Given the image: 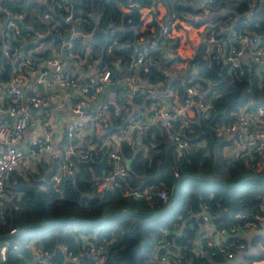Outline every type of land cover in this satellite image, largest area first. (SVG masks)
<instances>
[{"label": "trees", "instance_id": "1", "mask_svg": "<svg viewBox=\"0 0 264 264\" xmlns=\"http://www.w3.org/2000/svg\"><path fill=\"white\" fill-rule=\"evenodd\" d=\"M157 1L165 6L169 15L207 29L203 35L205 40L213 37L219 42L202 41L186 60L168 45L170 39H164V47L169 49L171 57L154 49L145 66L129 69L130 56L135 54L131 45L140 36V10L155 6ZM132 2L138 3L140 8L123 11ZM200 4L201 0H0V83L8 82L18 68L20 60L16 53H29L30 58L38 61L48 60L59 52L62 38L78 26L83 32L70 40L66 53L71 52L79 59L88 51L90 62L98 66L96 73L109 71L112 82L134 74L139 86L134 92L127 86L120 87L114 100L102 99L104 112L117 111L118 115L110 114L105 124L99 121L102 132L91 138L96 148L88 152L86 160L79 155L73 157L75 173L64 178L57 191L52 188L51 176L60 166V158L48 162L37 160L35 171L24 168V176L17 173L18 170L11 175L4 198L0 199V248L5 241L9 243L6 259L0 258V264H28L31 256L26 245L32 241L50 253L52 264H68L66 254L83 251V239L95 246L107 241L103 264H154L155 256L162 252L159 246L163 241H167L175 264L227 262L215 249L195 256L189 246L202 225L201 212H207L216 228H228L243 222L238 215L258 212L264 195L261 181H246L229 188L200 180L218 178L235 184L249 176L264 177V172L253 171L246 158L225 157L223 147L228 141L216 135L218 125L232 120V111L242 106L251 109L264 106V69L259 71L251 63L232 69L226 56L218 52L234 44V37L243 35L258 37L260 45L264 46V0H211L202 8ZM4 9L22 15V19L16 21L18 33L5 27ZM69 14L71 22L65 19ZM2 30L8 34L3 49ZM38 33L42 36L38 37ZM116 60L120 69L114 68ZM172 62L186 65L179 71L170 67ZM104 65L105 70L100 71ZM192 85L206 94V108L203 111L192 109L189 128L183 133L192 148L179 155L168 130L159 122L151 123L141 140L145 148L118 141L117 150L127 176L116 178L111 186L98 193L97 183L114 168L110 148L102 145L103 140L110 134L121 133L117 128L127 120L129 113L146 117L152 105L154 108L162 105L159 98L148 93L151 87L159 92L157 94L165 90L176 93L179 104L186 98V88ZM135 106L139 109L133 112ZM166 108L173 110L169 105ZM177 125L174 122L169 132L176 130ZM202 141L205 146L195 149ZM63 143H71V140L64 137ZM77 151L86 150L81 145ZM90 160L102 162V167ZM182 174L194 178L181 180L176 203L153 217V213L170 204L176 180ZM162 190L168 196L166 202L157 195ZM126 191H147V194L135 198L126 195ZM203 205L207 210H203ZM110 216L113 217L98 221ZM11 230L16 232L10 234ZM14 244L18 245L17 249L12 247ZM225 245L236 254L232 264H255L264 260V231L255 233L249 240L235 241L229 237ZM240 245L243 247L239 250ZM82 262L92 264L86 257H82Z\"/></svg>", "mask_w": 264, "mask_h": 264}, {"label": "built area", "instance_id": "2", "mask_svg": "<svg viewBox=\"0 0 264 264\" xmlns=\"http://www.w3.org/2000/svg\"><path fill=\"white\" fill-rule=\"evenodd\" d=\"M210 2L211 0H201L199 7L202 8ZM129 8L140 7L138 3L132 2L128 4L126 9ZM206 12L207 10L204 9V14ZM3 13L6 18L5 27L18 33L16 21L21 20L22 15L12 14L5 9ZM65 19L71 22L72 15L69 14ZM72 31L73 28L69 33L71 34L69 40L64 41L62 38L59 52H56L48 60L38 61L30 58L29 53L27 55L24 52L16 53V58L20 60L18 68L8 82L0 83V101L3 103H0V199L4 198L6 185L11 175L30 159L48 162L60 158L61 164L51 176L52 188L57 191L62 180L73 176L75 173L73 157L79 155L81 159L86 160L88 152L94 150L91 141L85 138L83 133L88 124H93L99 120L105 106L102 105L101 100V108L96 109L99 116L95 118L92 117L90 111H84V109L89 107L90 102L96 104L99 101L103 86L112 82L111 74L109 71H104L96 73L94 76H81L73 71L72 65L77 62V56L71 52H65L70 47V40L78 34ZM174 34L175 30L170 31L165 25L161 28L158 37L150 38L146 43H138L136 39V43L140 44V47H134L135 54L130 56L129 69L145 66L150 52L159 47V38ZM37 36L41 37L42 35L38 33ZM7 39L8 34L2 30L1 49L5 48ZM202 40L209 43L216 41L213 37L205 40L204 36H202ZM233 40L234 44L224 48V51L220 49L218 51L226 56V62L230 68L240 69L242 64L251 63L255 64L259 71H263L264 46L260 45L259 38L243 35L234 37ZM50 46L52 47V45ZM124 80L131 92L138 90L137 77L134 74L128 75ZM42 86L46 88L45 93L42 91ZM57 90H70L73 93V99L59 98ZM147 91L154 98H159L162 105L151 108L150 115L146 117L130 115L125 126L121 129V133L110 134L107 139L115 145L119 135H121V140L130 144L132 143V135L143 136L149 124L159 122L168 130L169 138L173 141L177 153L179 155L184 154L192 148L183 135L184 131L189 128V114L192 113L193 108L202 111L206 108L205 92L195 85L187 87L185 90L186 98L172 111H168L165 103L161 101L162 94H155L152 90ZM5 104H8L6 108L4 107ZM51 106L58 110L67 109L75 116V119L69 122L65 128L66 137L71 140V143H63L62 141L60 144H55V133H51L45 117H42L46 109ZM32 111H35L34 117L31 115ZM230 115L232 117L230 122L222 123L216 127V135L228 141L223 147V155L228 158H246L249 160L253 171L264 172V106L253 109L242 106L232 111ZM174 122L178 123L177 129L169 132V129L173 128ZM30 124H33L31 131L28 130ZM100 133V128H95L96 136ZM81 145L86 151L78 153L77 148ZM204 146L205 142L202 141L196 144L194 148L198 149ZM109 148V157L115 165L113 170L107 172L101 179L103 188L111 186L116 178L122 179L127 176L126 166L123 164V159L117 148L111 146ZM175 176L178 175L175 174ZM125 194L137 198L146 195L147 191L143 193L126 191ZM157 195L162 202L167 201L168 196L165 191L162 190ZM147 198L150 199V197ZM202 207L203 210H207L206 205ZM200 217L202 225L197 231L196 238L190 243L189 251L195 256H202L209 251L211 252V249H215L227 261L236 260V254L229 249V245H225L227 238L230 237L238 241L246 239V233L264 231V195L260 201L258 212L251 213L249 216L238 215L237 217L243 219V222L228 228H216L207 212H201ZM15 232L16 230H11L10 234ZM163 232L166 233L165 230ZM176 233H179V230ZM104 243L107 241H103V245L95 246L85 240L82 245L83 251L79 254L72 252L66 254V263L83 264L82 257H86L92 261V264H103L105 261ZM8 247L9 243L5 241L0 248L2 261L6 259ZM12 247L17 249L18 245L14 244ZM26 247L31 256L27 260L28 264H52L50 253L43 246L36 245L32 241ZM242 247L240 245L239 250ZM159 250L162 252L157 257L155 256L154 264H175L172 261V252L168 248L167 241L161 242Z\"/></svg>", "mask_w": 264, "mask_h": 264}, {"label": "crops", "instance_id": "3", "mask_svg": "<svg viewBox=\"0 0 264 264\" xmlns=\"http://www.w3.org/2000/svg\"><path fill=\"white\" fill-rule=\"evenodd\" d=\"M123 11H127L126 8L123 9ZM140 14H141V21H142V25L139 29V33L140 36L139 38H137V42L140 43H146V41H148L150 38H156L158 37L156 35L157 32V26H164L167 25L168 30H175V36L174 35H170L169 37L164 36V37H160L159 39L163 40L161 41L160 47H164V44L166 42V40L164 39H170V43L168 45H171V47L173 48V50L183 59H189L192 57V55L194 54V51L197 47L198 44H200L203 40H202V36L204 35L205 31H207V29H204L203 27H196L193 25H190V23H188V21L184 20V19H179L175 16H171L167 13L166 8L164 5H162L160 2L157 1L156 5L150 8H142L140 10ZM154 18L156 24H154L152 22V19ZM147 32V33H146ZM160 41V40H159ZM160 43V42H159ZM169 57L172 56L171 52H168L167 54ZM165 58V55L163 56ZM162 57H160L161 59ZM119 60H116L114 62V68L116 69H120V66L118 65ZM95 62L89 60L88 57V51L86 52V54L84 55L83 58H79L77 60V62L75 64H73V71L77 74H80L81 76H94L96 74V69H98V66L96 68L95 66ZM186 63L182 62H172L170 64L171 68H176L177 70H181V68L185 67ZM106 65L102 66L101 68H99L100 71H104L105 70ZM111 70L114 71V69L110 68ZM125 78L122 79H118L115 82H111V84H116V85H120V83L124 80ZM125 81V80H124ZM121 87V86H120ZM119 90L116 89V92ZM151 90L155 92V94L159 93L156 92L154 89ZM42 91L45 93L46 92V88L45 86H42ZM57 96L59 98H64L67 100H72L73 99V93L70 90H57ZM116 92L115 93H105L104 94V99H108V100H114V96H116ZM141 93V92H140ZM75 96V94H74ZM162 98H163V102L165 103V106L169 105L172 108H175L178 106V101H179V97L176 95V93L165 90V92L162 94ZM7 101H5L6 103ZM127 103H129V101H126ZM1 104H3L0 101ZM162 103V102H161ZM160 103V104H161ZM154 108L155 105H152ZM114 107L118 108V105L116 103H114ZM4 108V107H3ZM95 108L96 109H100L101 108V94L99 97V101L95 104ZM150 108V109H151ZM139 107L135 106L133 107V112H135L136 110H138ZM90 113H94L96 114L95 116L92 117H98L99 114H97V112H93L92 110H89ZM41 115V113H38V115ZM104 114L106 116H110V114H115L118 115V112H103L101 115L102 117L99 118L100 120L95 121L93 124H88L84 130L83 136L85 138H88L91 141V138L96 137L95 134V128H100L101 132L103 129L102 124L99 121L104 122L105 124V120L106 118L104 117ZM133 113H129V116L132 115ZM58 115H62V126H58L56 127L55 121L56 120V116ZM190 116H192V113L189 114ZM42 117H45V121L47 123V125L50 127L51 129V133H55L54 134V138H55V144H60L63 141V138L66 137V135H63V132L65 131V128L67 126V124L69 122H71L72 120L75 119V116L73 115V113L69 112V110H58L55 109L53 106H51L49 109H46L45 113L42 114ZM126 120V119H125ZM31 125V124H30ZM29 125V126H30ZM121 140V135H119L118 140L116 141L115 145L112 144L107 138L103 140L102 145L106 146V147H116L117 148V143L118 141ZM142 136H138V135H132V144H135L136 147H143L145 148L142 143ZM93 145V144H92ZM93 148H96V146H92ZM36 161L35 159H30L23 167H26L25 169H28L30 171H35L36 169ZM35 163V165H34ZM113 165H115L114 163H111ZM28 166V167H27ZM103 183L100 180L97 183V191L98 193L100 192V190L103 188ZM203 229V228H202ZM246 238L249 240L251 238H253V235L255 234V232H249L246 233ZM258 234V233H256ZM86 239H83V243ZM263 261L261 262H256L255 264H262Z\"/></svg>", "mask_w": 264, "mask_h": 264}, {"label": "water", "instance_id": "4", "mask_svg": "<svg viewBox=\"0 0 264 264\" xmlns=\"http://www.w3.org/2000/svg\"><path fill=\"white\" fill-rule=\"evenodd\" d=\"M69 2V0H67ZM75 4H73V7H74ZM152 22L154 24H156L154 18L152 19ZM157 26V32H156V35L159 36L160 34V31H161V28L164 27V26H159V25H156ZM73 33H80V32H83L82 29L78 26H74L73 27ZM71 34L67 35L65 38H63L64 41H67L69 40ZM137 36V35H136ZM137 39V38H136ZM136 39L135 41L133 42V44L131 46L133 47H136V48H139L140 47V44H137L136 43ZM158 50H161L163 51L165 54H168L169 52V49L167 47H158L157 48ZM121 87H125L127 86V83L123 80L120 85H116V84H108V85H105L103 88H102V91H101V100L104 98V94L105 93H115L116 92V89L120 88ZM128 87V86H127ZM89 110H92L93 112L96 113V108H95V104L94 102H90V105L88 108H85L84 111H89ZM31 115L34 117L35 116V111H32L31 112ZM126 120L122 123V125L120 127L117 128V131H120L121 128L126 124ZM33 129V124H31L28 128L29 131H31ZM63 135L65 136L66 135V131L63 132ZM90 163H94L100 167H102V162H93V161H89ZM185 178H194L193 176L189 175V174H182L180 175L177 180H176V185H175V188H174V194H173V198H172V201L170 202V204L168 206H166L165 208L155 212L152 214L153 217H156V216H159L161 214H163L164 212H166L167 210H169L175 203H176V200H177V196H178V188H179V184L181 182V180L185 179ZM200 180H203L205 182H214V183H218V184H222L226 187H229V188H234L246 181H252V180H256V181H261V182H264V177H261V176H249V177H246L244 179H242L241 181L235 183V184H228L218 178H204V179H200ZM113 216H110V217H106V218H103V219H100L98 221H103V220H107L109 218H111ZM48 223V222H47ZM41 225H44V224H39V226ZM225 264H232L231 261H227Z\"/></svg>", "mask_w": 264, "mask_h": 264}, {"label": "rangeland", "instance_id": "5", "mask_svg": "<svg viewBox=\"0 0 264 264\" xmlns=\"http://www.w3.org/2000/svg\"><path fill=\"white\" fill-rule=\"evenodd\" d=\"M159 46H160V45H159ZM116 94H117V93H116ZM118 96H119V97L122 96V93H118ZM62 117H63L62 115H58V116H56V120H54L55 123H57V124H55L56 127H57V125H58V126H60V125L62 126V122H63V121H62V120H63ZM104 117L107 118L108 116H106V115L104 114ZM34 165H35V163H34ZM27 167H28V166H27ZM24 168H26V167H21V168H19V170H18L17 173L21 172V175L24 176V175L26 174ZM17 173H16V174H17ZM17 175H18V174H17Z\"/></svg>", "mask_w": 264, "mask_h": 264}, {"label": "bare ground", "instance_id": "6", "mask_svg": "<svg viewBox=\"0 0 264 264\" xmlns=\"http://www.w3.org/2000/svg\"><path fill=\"white\" fill-rule=\"evenodd\" d=\"M108 85V84H107ZM104 87V86H103ZM158 104H160L159 102H158Z\"/></svg>", "mask_w": 264, "mask_h": 264}]
</instances>
